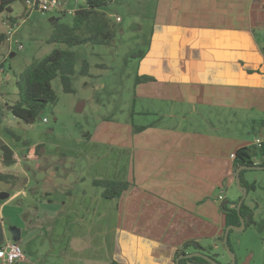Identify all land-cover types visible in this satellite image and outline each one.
I'll list each match as a JSON object with an SVG mask.
<instances>
[{
	"label": "crops",
	"instance_id": "0c3cea01",
	"mask_svg": "<svg viewBox=\"0 0 264 264\" xmlns=\"http://www.w3.org/2000/svg\"><path fill=\"white\" fill-rule=\"evenodd\" d=\"M153 5L139 53L140 77L150 79L138 81L135 98L141 115L155 119L103 121L78 140L73 189H17L0 203V211L11 205V226L26 244L17 264H177L182 252L224 247L232 156L264 142V0ZM33 152L28 158L39 159ZM64 156L58 168L66 173ZM103 180L127 188L107 199L95 184ZM224 250L216 261L230 264Z\"/></svg>",
	"mask_w": 264,
	"mask_h": 264
},
{
	"label": "rangeland",
	"instance_id": "374dc122",
	"mask_svg": "<svg viewBox=\"0 0 264 264\" xmlns=\"http://www.w3.org/2000/svg\"><path fill=\"white\" fill-rule=\"evenodd\" d=\"M66 1L71 7L76 6L75 0ZM139 1L111 0L105 9L106 13L120 18L119 22L114 21L116 34L110 45L68 47L51 43L56 30L51 19L58 18L60 24H71L73 15L61 17L51 9L42 11L36 10L35 6L29 8L23 0L14 1L10 10L0 14V37L4 36L0 41V107H4V117L0 122V172L13 177L10 183L0 185V193L11 194L17 189L27 193H63L73 189L80 168L76 161L78 140L92 134L103 121L127 123L133 120L141 124L146 119H155L154 116L141 115V102L135 98L140 77L139 53L142 51L145 54L144 40L148 33V30H143L142 18L151 15L154 6L153 0ZM79 3V6L83 5L84 0H79ZM9 20L17 23L15 32L9 28ZM55 49L70 50L76 54L74 74L71 76L72 92H66L61 78L57 77L52 82L56 105L48 106L35 123L26 124L16 119L6 107L19 100L20 75L33 62L44 59ZM84 62L88 63L87 74L82 72ZM1 65L4 67L1 68ZM82 104L83 111L77 112ZM44 119L48 123H44ZM246 125L250 132L257 130L256 126L252 128L251 124ZM2 142L13 149L16 155L13 162L4 160ZM32 150H37L39 159L28 158ZM255 152L260 154L257 148ZM62 154L67 160L66 173L63 166L58 168ZM255 161L259 163L261 158L257 155ZM245 178L257 187L246 198V205L254 212L255 225L233 231L231 241L237 264H264V170L247 171ZM233 190L239 193H233ZM233 190L228 196L229 209H234L242 197L237 185ZM14 219L11 205L3 207L0 221L10 227L15 223ZM7 241H11L10 236H7ZM18 244L25 257V242ZM224 251L221 245L219 250L210 251V255L217 256L220 261L218 255ZM226 254L229 257L227 251Z\"/></svg>",
	"mask_w": 264,
	"mask_h": 264
},
{
	"label": "trees",
	"instance_id": "16d2710c",
	"mask_svg": "<svg viewBox=\"0 0 264 264\" xmlns=\"http://www.w3.org/2000/svg\"><path fill=\"white\" fill-rule=\"evenodd\" d=\"M16 0H0V14L6 10H10L11 4ZM26 1L27 0H23ZM109 0H85V4L79 6L76 13L73 14L72 23H63L56 25V30L50 42L57 44H65L68 47L79 45H110L115 37L116 29L115 22L107 15L105 9L108 7ZM61 17H66V13L59 14ZM58 21V18H56ZM4 36L0 37V41ZM76 63V54L70 50L55 49L47 57L40 61H35L31 64L19 77L18 89L19 100L8 105L6 109L18 120L26 124H33L41 116L44 110L50 105H56L57 97L52 89V82L60 77L62 84L65 86L66 92H72L71 76L74 74ZM89 68L88 63L84 62L83 73L87 74ZM149 80L147 77H139L138 81L142 82ZM4 117V107H0V122ZM19 140V139H18ZM256 147L242 148L236 153L235 166H259L264 167V144L260 150V154L255 152ZM261 158L257 163L256 156ZM9 163V162H8ZM247 171L241 172V184L251 191L257 189L256 184L248 183L244 175ZM13 177L9 174L0 172V185L8 184ZM95 184L102 188L103 196L107 199L119 197L127 188V185L115 181H96ZM241 199V198H240ZM240 201V200H239ZM237 206L234 209H229L226 205L223 206L224 212L228 217L229 226H240V218L237 212ZM241 214L246 222V228L255 225L254 212L246 205V199L242 204ZM229 234L228 244L234 253L235 250L231 241V233ZM225 237V236H224ZM187 245L186 248H190ZM186 254L182 252L181 255ZM208 256L210 252L207 253ZM187 262L194 264H208L204 259L193 258L190 260H180V264Z\"/></svg>",
	"mask_w": 264,
	"mask_h": 264
},
{
	"label": "water",
	"instance_id": "95a60500",
	"mask_svg": "<svg viewBox=\"0 0 264 264\" xmlns=\"http://www.w3.org/2000/svg\"><path fill=\"white\" fill-rule=\"evenodd\" d=\"M30 1L32 3H34L36 10H40V7H39L40 6V0H30ZM51 22H53L54 25L58 24V21L56 20V18H52ZM3 67H4V65H1V68H3ZM83 108H84V104L78 106L77 112H82ZM1 151L4 154V160L6 162H13L14 151L9 145L2 142L1 143ZM252 170L260 171V170H264V167H259L257 165L256 166H242L236 170V185L242 193V197H241V199L238 203V206H237V212H238V215L240 218V226H233V225L228 226L226 231H225V237H224V246H225V249H226V251H227V253L231 259L230 264H236V255L232 252L231 248L229 247V244H228L229 234L232 230L233 231H242L246 228V222H245V219L243 218V216L241 214V208H242V204L244 203L245 199L248 196V190L242 186L240 176H241V172L252 171ZM9 198H10V193H7V192L0 193V200L5 201ZM8 233L11 236V239L13 242H16V243L20 242V240H21V229L20 228H18L16 226H10L8 228ZM4 242H5V233H4L3 225L0 222V246L3 245ZM193 258H201V259H204L207 263L219 264L216 261L217 256L211 257V256H208V255L200 253V252L181 255L179 257V259H177L176 262H177V264H180V260H184V259L190 260Z\"/></svg>",
	"mask_w": 264,
	"mask_h": 264
},
{
	"label": "built area",
	"instance_id": "2783aa9c",
	"mask_svg": "<svg viewBox=\"0 0 264 264\" xmlns=\"http://www.w3.org/2000/svg\"><path fill=\"white\" fill-rule=\"evenodd\" d=\"M110 1V0H109ZM26 4L29 8L34 6V3H32L30 0L26 1ZM75 8L69 9V5L65 0H40V10L44 11L47 9H51L58 14L62 13H76V11L79 8V0H75ZM120 19H118L119 21ZM18 27L17 23H10L9 28L14 30ZM44 123H48L47 119L43 120ZM264 142L260 139L255 140L254 147L257 149H261ZM16 156V155H15ZM235 155L232 156L233 159H235ZM224 191L221 192L219 196V200L223 201L224 197ZM0 254L2 255V264H17L20 261H23L25 259L24 253L19 246L18 243L13 241H5L3 245L0 246Z\"/></svg>",
	"mask_w": 264,
	"mask_h": 264
},
{
	"label": "flooded vegetation",
	"instance_id": "af4514ba",
	"mask_svg": "<svg viewBox=\"0 0 264 264\" xmlns=\"http://www.w3.org/2000/svg\"><path fill=\"white\" fill-rule=\"evenodd\" d=\"M4 155V154H3ZM8 226L6 227L5 225L3 226V229H4V233H5V240L7 241V236H10L9 233H8ZM225 247V246H224ZM231 263V262H230ZM237 264V263H236Z\"/></svg>",
	"mask_w": 264,
	"mask_h": 264
}]
</instances>
